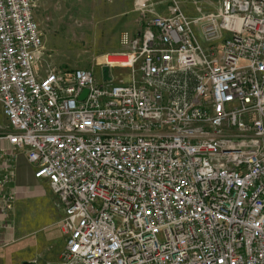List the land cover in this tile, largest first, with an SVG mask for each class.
Wrapping results in <instances>:
<instances>
[{
	"label": "built area",
	"instance_id": "2783aa9c",
	"mask_svg": "<svg viewBox=\"0 0 264 264\" xmlns=\"http://www.w3.org/2000/svg\"><path fill=\"white\" fill-rule=\"evenodd\" d=\"M168 2L65 69L36 2L0 0V247L22 154L62 214L57 264H264V0Z\"/></svg>",
	"mask_w": 264,
	"mask_h": 264
},
{
	"label": "rangeland",
	"instance_id": "374dc122",
	"mask_svg": "<svg viewBox=\"0 0 264 264\" xmlns=\"http://www.w3.org/2000/svg\"><path fill=\"white\" fill-rule=\"evenodd\" d=\"M39 1L43 4L40 13L49 25V33L44 32L45 47L50 54L49 63L53 66L65 69L90 68L98 56L121 49L117 47V38L123 21L118 16H110L113 12L107 4L108 0ZM176 1L184 14L188 18H193L216 13L217 1L221 0H214L201 8L194 4L195 1L200 2L201 0ZM38 8L37 5L36 10H39ZM99 71V69L95 70L98 78ZM114 73L119 78H123L125 83L130 82L125 72L115 71ZM32 168V166L22 168V175L29 178ZM14 186H16L15 181ZM46 188L49 190V187L46 186ZM46 195L47 193L42 196L43 198L39 197L37 200L39 203L33 199L29 204L25 214L30 221L38 220L41 215H45L47 202L53 204L51 195ZM45 197L47 200L44 199Z\"/></svg>",
	"mask_w": 264,
	"mask_h": 264
},
{
	"label": "crops",
	"instance_id": "0c3cea01",
	"mask_svg": "<svg viewBox=\"0 0 264 264\" xmlns=\"http://www.w3.org/2000/svg\"><path fill=\"white\" fill-rule=\"evenodd\" d=\"M38 1L39 0L35 1L36 5L39 7V10H36L35 21L43 33L45 31L49 33V25L46 24V21L40 13L43 4L41 1ZM138 1L139 0L107 1V4L111 8L110 10L113 12L110 16H118L123 21L117 38V47L119 46V48L122 34L127 33L129 36H134L138 33L140 21L139 13L136 10V3ZM168 1L169 0H147L151 8H153L157 14L162 15L167 13ZM213 1L214 0H201L200 2H195L199 5V8H201L203 5H207V3H212ZM217 2L218 4L216 6L218 8L220 1ZM5 124V119L0 111V131ZM26 166L31 167L22 154L18 155L16 159L15 178V187L18 194L11 213L12 229L6 233L9 244L0 247V264H57L60 252L65 245V236L62 234L60 228L62 214L56 206L55 196L50 188V191L46 188V183L37 181L33 178V168L31 169L29 178L22 175V170L25 169ZM45 193L51 195L50 198L53 200V204L51 201V204L47 202L45 205L48 207L45 215H41L38 220L30 221L25 214L29 204L33 199L37 201L39 197L43 198L42 196L45 195ZM44 199H46V197Z\"/></svg>",
	"mask_w": 264,
	"mask_h": 264
},
{
	"label": "water",
	"instance_id": "95a60500",
	"mask_svg": "<svg viewBox=\"0 0 264 264\" xmlns=\"http://www.w3.org/2000/svg\"><path fill=\"white\" fill-rule=\"evenodd\" d=\"M33 1H36V0H33ZM102 74H103L104 80H106L108 78L107 77V75H108V69L106 67L102 68ZM86 94H87V91L84 90L82 92V94L80 95L79 100H82L86 96ZM26 264H28V263H26Z\"/></svg>",
	"mask_w": 264,
	"mask_h": 264
}]
</instances>
